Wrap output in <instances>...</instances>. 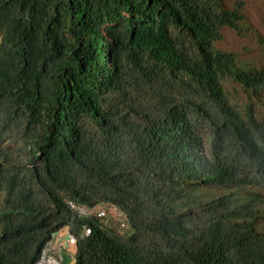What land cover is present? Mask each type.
Listing matches in <instances>:
<instances>
[{"label":"trees","instance_id":"obj_1","mask_svg":"<svg viewBox=\"0 0 264 264\" xmlns=\"http://www.w3.org/2000/svg\"><path fill=\"white\" fill-rule=\"evenodd\" d=\"M247 10L0 0V264L65 227L73 264H264V34L220 45Z\"/></svg>","mask_w":264,"mask_h":264},{"label":"rangeland","instance_id":"obj_2","mask_svg":"<svg viewBox=\"0 0 264 264\" xmlns=\"http://www.w3.org/2000/svg\"><path fill=\"white\" fill-rule=\"evenodd\" d=\"M247 20L252 24V29L248 32L247 36L241 38L238 36L234 30L229 27H226L225 37L220 42L222 47H234L238 49H242L243 45L248 47L247 55H259L261 51L259 50V43L256 41V34L261 32L264 34V0H247ZM243 44V45H242ZM246 55V57H247Z\"/></svg>","mask_w":264,"mask_h":264},{"label":"built area","instance_id":"obj_3","mask_svg":"<svg viewBox=\"0 0 264 264\" xmlns=\"http://www.w3.org/2000/svg\"><path fill=\"white\" fill-rule=\"evenodd\" d=\"M78 209L82 214L86 215H95L98 217L114 215L119 218H126L125 214L120 210V208L110 202H101L92 207L79 206ZM90 232L91 228L87 227L85 229V234H89ZM51 241L52 240H50V242H48L43 248L36 264H62V250L60 247H54ZM76 241V236L72 233H69L68 242L76 243Z\"/></svg>","mask_w":264,"mask_h":264},{"label":"crops","instance_id":"obj_4","mask_svg":"<svg viewBox=\"0 0 264 264\" xmlns=\"http://www.w3.org/2000/svg\"><path fill=\"white\" fill-rule=\"evenodd\" d=\"M69 230L67 227L56 232L52 238V245L62 250V264H73L76 256V244L68 242Z\"/></svg>","mask_w":264,"mask_h":264}]
</instances>
